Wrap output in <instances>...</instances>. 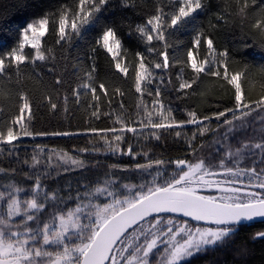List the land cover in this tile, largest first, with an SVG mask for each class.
Returning a JSON list of instances; mask_svg holds the SVG:
<instances>
[{"label":"snow or ice","instance_id":"6c2138e0","mask_svg":"<svg viewBox=\"0 0 264 264\" xmlns=\"http://www.w3.org/2000/svg\"><path fill=\"white\" fill-rule=\"evenodd\" d=\"M146 2L72 0L70 5H60L55 10L38 3V13L17 30L16 43L8 50H0V79L11 80L15 75L19 80L26 68L31 67L35 73L40 65L53 64L58 52L61 59H67L62 55L66 45L94 36L89 59L105 54L111 58L110 67L132 81L130 87L139 94L135 113L138 119L126 118L122 112L115 118L111 111L101 113L102 103L106 100L111 105L113 97L106 83H97L94 78L95 64L71 87L73 102L80 105L83 97L90 96L84 106L91 109V116L108 117L111 126L90 127L88 131L103 140L112 153L134 160L138 155L144 157V162L137 160L127 167L112 164V170L146 174L139 185H123L124 191L117 190L119 185L113 178L102 185L85 187L75 196L66 193L62 197L44 184L40 175L25 173V178L33 181L29 188L11 184L7 185L11 191L0 193V200L5 202V212L0 215V264H230L227 258L208 259L217 252L225 257L234 252L231 264H247L248 249L237 246L236 238L244 225L256 219L264 222V167L258 171L238 163L230 166V162H238L244 151L252 148L264 153V139L254 144L242 142L235 151L229 148L219 161L199 153L207 133H218L224 127L223 139L227 140L230 133L236 132L237 121L242 128L245 118L264 111V64L240 65L229 49L217 47L213 34L200 23L210 7L207 0H157L155 11L137 21L134 16L140 14V5ZM216 7L215 21L209 22L211 29L239 18L254 36L261 38L264 48V0H224ZM182 32H190L192 38L181 49L177 37ZM122 33L143 46V50L138 48L133 53L131 64L124 63L130 50L124 47ZM49 34L53 47L44 46ZM181 51L183 56L179 55ZM174 68L177 71L171 73L169 70ZM48 71L54 72L55 65ZM35 75L40 79L39 73ZM209 78L215 79L230 100L222 109L210 100L203 101L218 110L186 109V118L178 119L175 109L161 98L160 85H171L176 99L203 98L206 93L202 86ZM255 80L259 81L258 92L252 83ZM65 82L66 78L57 75L49 89L40 79L42 100L52 111L61 105L67 111L69 97H61L56 87ZM112 87L114 95H125L120 87ZM54 96L60 104L54 102ZM146 97L152 99L148 101ZM11 101V90L0 89V103ZM15 104L16 112L0 122V152L11 154L22 137L77 134L34 132L30 130L31 120L33 107L38 105L23 90L16 93ZM124 107L121 101L119 108ZM212 121L217 122L215 127ZM187 126H193L190 135L184 132ZM145 130L150 139L157 141L164 134L183 140L184 155L166 160L138 152L128 142L127 134L138 142ZM59 159L61 164L85 167L84 161L67 152L61 153ZM32 162L33 168L40 163L35 155ZM170 165L174 166L171 171ZM4 171L0 168V172ZM50 175L46 172L44 178ZM243 177L248 178L246 184ZM21 193L27 194L24 199ZM100 197L104 199L100 201ZM68 200H74L75 207L69 206ZM252 240L264 241V231L256 232Z\"/></svg>","mask_w":264,"mask_h":264},{"label":"trees","instance_id":"16d2710c","mask_svg":"<svg viewBox=\"0 0 264 264\" xmlns=\"http://www.w3.org/2000/svg\"><path fill=\"white\" fill-rule=\"evenodd\" d=\"M157 0H147L146 3L140 5L139 15L134 18L137 21H142L146 15L155 11ZM210 7L206 14L200 18V23L211 32L215 38L217 47L227 48L230 52L235 54L237 63L240 65L249 64L259 66L264 64V48L261 47V38L254 36L248 29L247 25L239 18L230 20L228 24H221L216 29L209 27V22L215 21L214 13L218 10L217 5L222 4L224 0H207ZM40 3L45 7H51L53 10L60 5H70L72 0H0V50H8L16 43L17 30L20 29L26 22L30 21L37 13L36 5ZM127 12L128 10H124ZM120 12L117 10L116 19L119 20ZM123 35V33H122ZM192 34L190 32H182L178 35L177 40L179 47L182 49L184 45L191 40ZM124 47L129 49L128 56L124 63L131 64L133 53L139 48L143 50L142 45H138L135 38L129 40L126 35H123ZM47 43L45 47H53V37L51 34L45 37ZM94 36H90L87 41H73L71 45H66L62 51L64 57L61 59V53L58 52L57 61L53 62L55 71L49 72L47 66L40 65L35 69V73H39L40 79L43 80L44 86L51 89L54 85V77L60 75L66 78V82L59 88V95L62 97L68 95V103L66 105L67 111L61 105L57 110L52 111L46 107L47 102L42 100L44 88L37 78L32 68H26L21 74L19 80L13 75L12 79H0V89L5 92L11 90L12 101L0 103V107L4 108V112L0 113V122L5 118L10 117L17 110L15 104L16 93L23 90L29 94L33 102L38 107H33L34 116L31 120V129L34 132H53V131H69L77 133L71 136H35L22 137L16 144L18 147L12 150L9 154L7 151L0 152V168L6 171L0 172V193H7L11 188L7 185L18 184L21 187L29 188L33 181L25 178V173L32 176L40 175L42 182L49 188L56 191L62 197L67 193L75 196L78 191L81 193L85 187H92L97 184H104L109 179H115L116 184L119 185L118 191H124L123 185L127 184L130 187L139 185L144 182L146 174L127 170H112L110 165L119 164L122 166L134 165L137 160L144 162V157L138 155L136 160L127 155H120L119 153H112L108 146L99 137L90 133V127L105 128L111 126V121L108 117L101 115L100 119L91 116V109L84 106L85 100H90V96L83 97L81 104H75L74 97L71 95V87H75L79 82V78L83 76L86 70H90V66L95 64L97 71L94 73V78L97 83L103 81L109 88V96L113 97L112 104L109 105L105 100L101 105V113L105 110L113 113V118L121 112L127 118L131 116L133 120L138 119L135 115L136 105L139 103L137 97L139 94L135 93L134 88L130 87L132 81L124 78L122 74L116 73L114 67H110V57L99 53L95 59H89L92 56V42ZM174 43L176 41H173ZM58 47V46H57ZM27 51V49H26ZM172 52V49H169ZM179 55L183 56L181 51ZM39 64V62H38ZM75 65V67H73ZM235 66V65H234ZM171 73H175L177 69H170ZM76 72V75H73ZM131 67L129 75H131ZM168 75H165L167 81ZM175 83V76H172ZM255 85L256 92L259 91V81L252 82ZM113 85L120 87L125 92L123 97L114 95ZM251 86V85H250ZM163 92L161 97L166 104H170L175 109V115L178 119L186 118V109L195 108L198 112H214L218 109L212 105H219L220 109L230 104L228 96L224 95L221 89L215 82L214 78H209L207 83L202 87L205 89V96L203 98L191 96L187 99H176L177 93L172 90L169 85L165 88L160 85ZM195 87V86H194ZM189 92L191 90H188ZM102 96L103 94L99 93ZM255 94V93H254ZM54 102L60 104V101L53 97ZM150 101L151 97H146ZM210 100L212 105L203 101ZM123 102L124 109L119 108V103ZM197 101H201L197 103ZM212 127L216 126V121H212ZM237 130L235 133H230L228 139H223L224 127L219 128L218 133H207L203 137V147L200 149V155L211 158L215 156L216 161H219L224 153L231 148L233 151L242 143H256L264 139V111L253 112L249 117L245 118L243 127H240V122H236ZM193 126H187L184 132L190 135ZM145 130L144 137L137 139L132 137V134H127L128 142L132 143L138 152H148L153 158L163 157L164 159L176 158L184 155L183 149L185 143L183 140H176L173 135L164 134L160 141L150 139ZM7 149L9 146H3ZM86 149V151H81ZM55 150V151H53ZM67 152L69 155L78 158L85 162V167H72L61 164L60 154ZM36 156L39 159V165L32 167V157ZM49 157L51 159L49 160ZM28 163L25 164L24 161ZM264 160V153L259 149L252 148L250 151L245 150L238 162H230V166L240 167H256L259 171L264 167L261 164ZM174 166H169V171ZM68 168V171L64 169ZM14 170V171H13ZM48 172L51 175L44 178V174ZM114 172V177H113ZM150 178V177H149ZM247 177H243L244 183H247ZM240 186V185H237ZM260 191L259 189H254ZM26 193H21V199L26 197ZM104 198L100 197L102 201ZM68 205L75 207L74 200H68ZM5 212V202L0 200V215ZM17 220L20 218L17 217ZM194 223V222H191ZM264 231V222L257 221L244 225L236 238L237 246H244L248 249L246 257L247 264H264V241L252 240V236L258 232ZM234 258V252L225 257L222 253L217 252L214 256L210 255L209 260H223ZM244 259V258H241Z\"/></svg>","mask_w":264,"mask_h":264},{"label":"water","instance_id":"95a60500","mask_svg":"<svg viewBox=\"0 0 264 264\" xmlns=\"http://www.w3.org/2000/svg\"><path fill=\"white\" fill-rule=\"evenodd\" d=\"M257 221H261L260 219H256L255 221H253V222H257ZM253 222H251V223H253ZM195 223V222H194Z\"/></svg>","mask_w":264,"mask_h":264}]
</instances>
